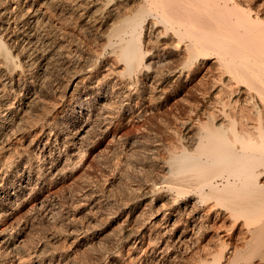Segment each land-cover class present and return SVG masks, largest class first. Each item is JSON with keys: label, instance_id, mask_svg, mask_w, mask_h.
Here are the masks:
<instances>
[{"label": "bare ground", "instance_id": "obj_1", "mask_svg": "<svg viewBox=\"0 0 264 264\" xmlns=\"http://www.w3.org/2000/svg\"><path fill=\"white\" fill-rule=\"evenodd\" d=\"M55 54L60 97L39 105L30 77ZM173 86L204 105L179 118L160 186L118 173L116 233L95 241L75 217L95 189L58 187L103 147L149 146L138 129ZM0 154V264H264V0H0ZM36 220L62 238L30 240Z\"/></svg>", "mask_w": 264, "mask_h": 264}, {"label": "rangeland", "instance_id": "obj_2", "mask_svg": "<svg viewBox=\"0 0 264 264\" xmlns=\"http://www.w3.org/2000/svg\"><path fill=\"white\" fill-rule=\"evenodd\" d=\"M79 38L80 40L83 41V42L81 41L83 48H86L87 45L89 48H93L94 33L92 30L89 31V28H83L82 32L81 31L79 32ZM81 57H83V55H81ZM51 58H52L51 59L52 62L50 61L51 63L49 62L47 64L46 72H43L41 69H36V72L32 73L30 77V79L34 80V82L41 83L43 85V90L48 91L47 93H45L47 94L46 95L47 97L42 99L44 104L40 103L39 105L49 104L51 103L50 101L55 102L56 100H58L57 96L60 95L58 93L59 89H56L55 91L53 87L59 88L57 83L60 84L59 82L61 81V78L63 79L64 66L60 61L61 58L58 54H57V58H56V54L52 55ZM57 59L58 61H56ZM169 61L171 60L169 59ZM34 74L35 75L37 74V76H35ZM175 88H176L175 86L167 88L168 90L163 95V97H161L162 99L160 98V100L156 99L157 101L156 100L152 101L151 110L153 111V114L150 115L151 114L150 113L149 122L148 123L145 122L148 125L144 123L145 126H141V129L140 128L138 129V132L143 131L145 128L149 130V146L147 145L145 146L144 144L143 145L138 144L137 146L134 147V152L132 154H130L129 151L126 152L127 154L121 153V146L118 145L103 147L100 154H97L94 157H92L89 160L88 164L76 170L69 178L65 179L64 182L61 183L62 185L60 184V187H58L59 189H65V191H67L68 189L71 190L86 189V188L95 189L97 199L101 201L102 204L99 202L100 206L98 205L90 208L88 206H82L78 210L79 212L77 211L75 214V217L78 219V221L82 223L83 226L85 224H87V227L89 225L90 227L92 226L91 230H89L88 235L91 232L96 234V232L98 231L96 237H94L95 241L99 240V242L101 243H107L109 242V240L113 238L114 234L116 233L115 232L116 223L113 221L109 223V220L112 219L115 215L114 208H112V206L109 205H111L114 202L113 201L114 199L118 198L119 190L117 189L121 188L120 183L117 179L118 173L126 172L127 184L129 183L130 185L133 186H137V184L145 185V183H150V184L155 183V185L160 186L162 184L161 181L163 179V177L161 176H163L165 169L163 164H161L162 162L158 160H160V157L166 155L167 152L166 150L168 145L171 144L174 145L180 142V140L181 141L185 140V137L180 136L179 132L177 131L178 123L179 120L181 119L180 117H183V119H185L190 115L189 111L187 110L188 109L187 107H189V105H192L194 107L197 106V108L204 105V102H202L200 95H196L195 93L191 92L192 90L188 89L186 91L185 90L179 91L176 90ZM52 91L54 92L53 95H52ZM214 101L213 102L211 101V103L205 106L206 107L208 106L207 108L209 107L217 108L219 103L217 102V100ZM36 112L39 113L38 108ZM200 118L203 120L204 115H200ZM148 147H149V160H146V158H144V154L148 151L147 149ZM124 165L128 168V173H127V169H125L126 167L124 168ZM1 178L2 175L0 176V183H2ZM11 181L12 180L9 179L8 182H6L7 185L4 187H1L2 185L0 184V189H4V188L12 189L10 186V184L12 185ZM97 190H99L100 192ZM61 200L62 199L60 198L59 199L60 203L61 204L64 203L63 200L62 201ZM65 205H67V203ZM95 207L97 210L95 209ZM109 207H111L110 208L111 210H108ZM92 214L94 217L92 216ZM87 219L89 220L87 221ZM51 223L53 227L56 228H51L52 227V226L50 227ZM58 223L60 225L62 224L61 221L46 222L44 220H36L30 231V234L32 233L31 235H33V237L30 236V240L34 241L37 239H41L43 238L42 237L43 234L47 235V233L51 232V230L52 233L57 234L59 232L57 235L59 236L61 235L60 237L62 238V234H63L62 225L60 226L61 228V232H60V228L59 230L57 228ZM35 236L37 238H35ZM86 255L88 258L89 257L88 254Z\"/></svg>", "mask_w": 264, "mask_h": 264}]
</instances>
